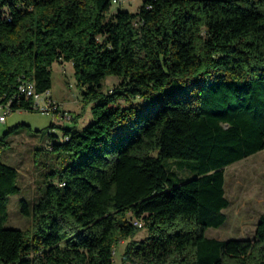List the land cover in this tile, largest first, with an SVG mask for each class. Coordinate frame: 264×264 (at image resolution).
Segmentation results:
<instances>
[{"label": "trees", "instance_id": "16d2710c", "mask_svg": "<svg viewBox=\"0 0 264 264\" xmlns=\"http://www.w3.org/2000/svg\"><path fill=\"white\" fill-rule=\"evenodd\" d=\"M120 1L0 0V106L39 112L19 87L47 93L71 63L94 118L60 142L44 132L65 166L20 202L28 230L5 227L21 189L0 137V264H115L122 241V264H264V215L253 240L206 236L227 221L225 168L264 150V0Z\"/></svg>", "mask_w": 264, "mask_h": 264}, {"label": "rangeland", "instance_id": "374dc122", "mask_svg": "<svg viewBox=\"0 0 264 264\" xmlns=\"http://www.w3.org/2000/svg\"><path fill=\"white\" fill-rule=\"evenodd\" d=\"M140 6L141 0H122L118 5H113L112 9L137 13ZM119 83V79L109 76L103 81L102 90L107 93ZM84 92L85 88L77 83L72 64L55 63L52 66V87L48 96L71 119L48 116L37 111H14L7 115L6 123L0 124V137L11 131L7 136V144L1 145L2 161L17 169L21 189L20 193L9 197L6 228H32V218L24 216L20 202L26 201L31 209L45 193L47 175L65 166L61 158L57 157L58 154L45 150L49 137L44 132L53 130L58 136L55 140L60 142L63 140L64 129L77 127L81 130L94 120L93 103L84 99ZM46 95L42 94V98ZM39 101L40 108H43V99ZM118 104L127 106L122 99L118 100ZM166 164L179 179L194 178L188 167L189 161L169 160ZM225 190L231 202L230 207L224 210L227 221L220 228H209L206 236L219 240H253L259 219L264 215V150L225 168ZM146 237L147 231L142 230L136 240ZM127 243L122 241L117 245L115 264H122Z\"/></svg>", "mask_w": 264, "mask_h": 264}, {"label": "built area", "instance_id": "2783aa9c", "mask_svg": "<svg viewBox=\"0 0 264 264\" xmlns=\"http://www.w3.org/2000/svg\"><path fill=\"white\" fill-rule=\"evenodd\" d=\"M116 2V1H115ZM19 92L21 95L25 96L26 98H33L35 101V108L41 112L42 114L53 116V117H59L63 119H70V116L67 115L65 112L58 113L59 105L56 104L51 97L48 96L49 92H47V95L42 98V94H38L36 92L35 86L33 83H24L19 87ZM43 99L44 101V107L40 108V101ZM10 104L8 105H1L0 106V124L6 123L7 115L10 112ZM134 225L138 228L143 227V223L140 221H134Z\"/></svg>", "mask_w": 264, "mask_h": 264}]
</instances>
